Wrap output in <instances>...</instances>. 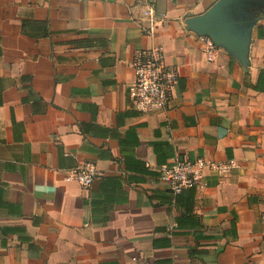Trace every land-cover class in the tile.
<instances>
[{"label":"crops","instance_id":"crops-1","mask_svg":"<svg viewBox=\"0 0 264 264\" xmlns=\"http://www.w3.org/2000/svg\"><path fill=\"white\" fill-rule=\"evenodd\" d=\"M157 46L179 82L144 114ZM178 153L229 168L173 193ZM0 264H264V0H0Z\"/></svg>","mask_w":264,"mask_h":264},{"label":"built area","instance_id":"built-area-1","mask_svg":"<svg viewBox=\"0 0 264 264\" xmlns=\"http://www.w3.org/2000/svg\"><path fill=\"white\" fill-rule=\"evenodd\" d=\"M150 17V31L154 30L156 10L153 4H148L144 11ZM204 52L208 60L217 55L218 45L211 36L202 38ZM134 81L129 86V97L133 107L144 114L164 110L179 82L177 66L165 61L164 50L161 46L143 49L137 52L133 59ZM229 168L223 161L205 157L191 158L178 153L171 162L159 168L158 181L168 189L177 193L186 187L200 184L208 171L221 174ZM99 172L92 163H83L74 168L67 179L76 180L81 186L89 187Z\"/></svg>","mask_w":264,"mask_h":264},{"label":"water","instance_id":"water-1","mask_svg":"<svg viewBox=\"0 0 264 264\" xmlns=\"http://www.w3.org/2000/svg\"><path fill=\"white\" fill-rule=\"evenodd\" d=\"M213 38V37H212ZM214 39V38H213ZM215 40V39H214ZM216 41V40H215ZM216 43H217V41H216Z\"/></svg>","mask_w":264,"mask_h":264}]
</instances>
